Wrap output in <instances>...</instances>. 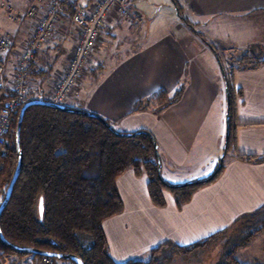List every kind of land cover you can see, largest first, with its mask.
Returning <instances> with one entry per match:
<instances>
[{"label": "crops", "instance_id": "crops-1", "mask_svg": "<svg viewBox=\"0 0 264 264\" xmlns=\"http://www.w3.org/2000/svg\"><path fill=\"white\" fill-rule=\"evenodd\" d=\"M9 1L14 10H24L29 2ZM89 1H70L75 7L61 14L52 38L29 63V79L40 97L49 92L56 71L67 64L77 42L73 10ZM131 1L141 10V0ZM178 3L184 16L216 48L264 57V0ZM173 7L176 15L164 23L155 22L156 13L149 16L143 10L144 18L139 24L110 17L67 105L97 113L122 131H150L158 145L162 176L169 182L182 183L212 173L222 151L228 104L216 55L181 21ZM13 14L0 4V30L13 40L18 53L32 32L33 20L26 16L9 18ZM3 60L6 82L0 90H11L16 56L3 58L0 53V62ZM232 75L241 93L235 110L234 149L226 153L222 171L180 208L168 191H164L165 206H155L147 192V176H136L132 170L122 173L116 186L123 210L103 222L114 261L144 257L165 240L189 244L264 204V160L247 161L236 156V152L264 156V62L236 69ZM181 85L183 93L175 103L160 110H134L140 100L154 91L172 93ZM263 241L264 232L252 241L258 246L263 244L262 248L249 251L250 245L244 247L237 252L239 258L251 262L263 258ZM0 264L46 263L30 255L11 254L8 258L0 256Z\"/></svg>", "mask_w": 264, "mask_h": 264}, {"label": "trees", "instance_id": "trees-1", "mask_svg": "<svg viewBox=\"0 0 264 264\" xmlns=\"http://www.w3.org/2000/svg\"><path fill=\"white\" fill-rule=\"evenodd\" d=\"M173 3L181 21L214 52L222 76L224 74L228 93L227 153L234 149L235 110L240 88L235 86L233 71H225L216 46L184 16L178 1L173 0ZM71 6L75 7L67 2L64 11ZM237 62L241 64L237 69L252 68L264 62V57L242 54ZM182 93V85L172 93L158 89L140 100L134 110L149 107L160 110L178 101ZM11 94V90H0V105ZM38 99L46 100L43 96ZM21 106L13 112L7 135V156L0 168V203L16 165L14 130ZM70 108L32 104L24 111L19 131L22 165L10 198L0 214V230L8 242L19 247L75 255L83 264H170L176 254L182 258L194 256L216 239L226 236L228 240L231 237L228 233H235V238L229 239L232 246L226 254L227 262L222 264H250L243 262L237 252L264 231V204L239 215L227 227L189 244L165 240L152 247L144 257L121 263L114 261L109 253L103 222L123 210V201L116 186V179L122 173L132 170L136 176L145 174L147 192L155 206H165L164 191L168 190L176 207L180 208L196 190L217 178L223 169V160H218L212 173L204 178L184 183L169 182L161 175L158 145L150 131H119L101 115L97 117L90 111ZM236 156L247 161L264 160V156L240 152H236ZM40 200L43 202L42 212ZM9 253L17 256L31 254L38 260L51 259L54 264L57 261L76 264L66 259L18 252L0 238V256Z\"/></svg>", "mask_w": 264, "mask_h": 264}, {"label": "built area", "instance_id": "built-area-1", "mask_svg": "<svg viewBox=\"0 0 264 264\" xmlns=\"http://www.w3.org/2000/svg\"><path fill=\"white\" fill-rule=\"evenodd\" d=\"M72 0H29L25 10H14L9 0H0V4L13 15L26 16L33 20V29L23 48L16 53L14 42L0 30V53L3 58L15 54L13 77L10 82L11 96L0 105V168L7 156V135L13 112L24 102L40 98L33 90L28 75L29 63L35 60L43 44L48 42L54 33L56 23L64 12V6ZM110 17L129 20L135 24L143 21V13L131 0H91L76 6L72 22L78 32L69 60L64 68L56 71L51 89L44 94L46 100L67 105L73 91L79 84L86 63L89 61L96 45L102 37V31ZM5 60L0 62V87L5 86ZM54 264L51 259L43 260ZM56 264H66L57 261Z\"/></svg>", "mask_w": 264, "mask_h": 264}, {"label": "rangeland", "instance_id": "rangeland-1", "mask_svg": "<svg viewBox=\"0 0 264 264\" xmlns=\"http://www.w3.org/2000/svg\"><path fill=\"white\" fill-rule=\"evenodd\" d=\"M147 1H149V2H147ZM138 3H139V6L141 7V10H143V12H145V14L151 16V15H154L156 13V15H158L157 18H155V22H163L164 23L171 16L176 15L175 8L173 7L174 6L173 0H141V2H138ZM21 11H23V10H21ZM184 13L185 12H183V14ZM206 39L208 41H210L207 37H206ZM217 50H218V53L221 57L223 67L227 73H230L231 71H235L237 69V67H239L241 65L237 62L238 56H240L242 54H248V53H246L247 51L239 52L238 49H233V50H223L222 49L221 50V48L218 47ZM70 54H71V52H70ZM70 54H69V56H70ZM68 60H69V57H68ZM90 60H91V57H90L89 61ZM88 62L86 63L85 69L87 67ZM85 69L82 73V77L84 76ZM82 77H81V79H82ZM222 82H223V80H222ZM51 85H52V83H51ZM74 92H75V90L73 91L72 96L74 95ZM38 96H41V95H38ZM224 122H225V117H224ZM116 129L119 131H122L119 128H116ZM221 140H222L221 141L222 151L219 154V159H220L222 152H223L224 135L222 136ZM228 153H230V151ZM160 172H161V169H160ZM182 183H184V182H182ZM165 191H168V190H165ZM228 235L231 236L228 238V240H227L226 236L220 237V238L216 239V241H214L206 249H203V250L197 252V254H195L194 256H190L188 258H184V257L182 258L180 255L176 254V255H174L172 262L170 264H222V263H226L227 262L226 254L231 250V246H232V244H230L229 239H231V240L234 239L235 233H228ZM263 243H264V241H263ZM262 245L263 244L258 246V242L256 244H254L251 241L247 246H249V251H250V248L252 250L253 249H259ZM247 246H245V247H247ZM252 253H253V251H252ZM252 253H251V255H252ZM4 255L7 256V258H8V255H11V254L9 253V254H4ZM30 256H32V255L30 254ZM237 256H238V254H237ZM241 260L245 263L248 262L250 264H264V255H263V258H259L258 260L252 261V262H251V260L250 261H248V260L244 261V259H241Z\"/></svg>", "mask_w": 264, "mask_h": 264}, {"label": "water", "instance_id": "water-1", "mask_svg": "<svg viewBox=\"0 0 264 264\" xmlns=\"http://www.w3.org/2000/svg\"><path fill=\"white\" fill-rule=\"evenodd\" d=\"M223 76H224V74H223ZM226 96H227V104H228L227 89H226ZM32 104H46V105H52V106L58 107L60 109H72V108H70V106H66L64 104H59V103H56V102H52V101L44 100V99H38V98L28 100V101H26V102H24L22 104V106L20 107L19 112H18V119H17V122H16L15 130H14L15 149L17 151L16 165H15L14 171L12 173L11 179H10L8 185H7L4 198H3V200L0 203V214H1L2 210H3V208L5 207L7 201L10 198V195H11V192H12V189H13V185L16 182V179H17V177L19 175V172H20V169H21V165H22V151L19 149V131H20V126H21V122H22L24 111L29 105H32ZM92 114L96 115L97 117H100V115L97 114V113L92 112ZM228 134H229V125H228V117L226 115V118H225L224 147H223L222 155H221V157L219 159L220 161H222L224 159L225 155H226V142H227V139H228ZM126 135H129V134H126ZM155 148H157L156 144H155ZM158 163H159V167H160L161 166L160 157L158 158ZM219 165H221V164H219ZM39 209H40V212H42V209H43L42 200H40V202H39ZM0 238L8 246H10L11 248H13L14 250H16L18 252H27V253L38 254V255H41V256L52 257V258L66 259V260L73 261L76 264H83L82 260L80 258H78L77 256H75V255H63V254H59V253H55V252L42 251V250L35 249V248H32V247H19V246L13 245V244L8 242L4 238V236L2 235L1 230H0Z\"/></svg>", "mask_w": 264, "mask_h": 264}]
</instances>
